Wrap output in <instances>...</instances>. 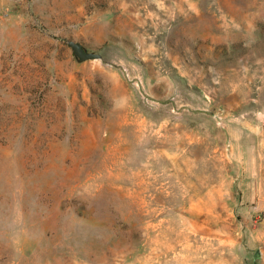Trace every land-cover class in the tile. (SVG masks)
Instances as JSON below:
<instances>
[{
    "label": "rangeland",
    "instance_id": "rangeland-1",
    "mask_svg": "<svg viewBox=\"0 0 264 264\" xmlns=\"http://www.w3.org/2000/svg\"><path fill=\"white\" fill-rule=\"evenodd\" d=\"M0 264H264V0H0Z\"/></svg>",
    "mask_w": 264,
    "mask_h": 264
},
{
    "label": "water",
    "instance_id": "water-1",
    "mask_svg": "<svg viewBox=\"0 0 264 264\" xmlns=\"http://www.w3.org/2000/svg\"><path fill=\"white\" fill-rule=\"evenodd\" d=\"M67 46L71 49L73 56L79 61L84 62L88 60H98L100 56L96 53L86 52L83 46L72 40L67 41Z\"/></svg>",
    "mask_w": 264,
    "mask_h": 264
},
{
    "label": "crops",
    "instance_id": "crops-1",
    "mask_svg": "<svg viewBox=\"0 0 264 264\" xmlns=\"http://www.w3.org/2000/svg\"><path fill=\"white\" fill-rule=\"evenodd\" d=\"M258 195H259V191L256 190L255 185H252L250 183L244 185V191L242 193V198H244V200L242 202L245 203L244 207L246 209L253 210L254 207H255V206L252 205L253 202H254L253 199H255V197H258ZM247 203L248 204H251L252 203L251 206H249V208H248ZM247 213H248V211H247Z\"/></svg>",
    "mask_w": 264,
    "mask_h": 264
}]
</instances>
